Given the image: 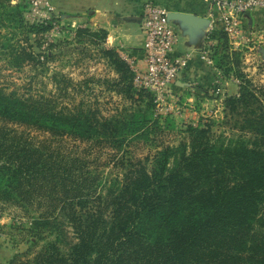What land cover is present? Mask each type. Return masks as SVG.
<instances>
[{"label":"trees","instance_id":"16d2710c","mask_svg":"<svg viewBox=\"0 0 264 264\" xmlns=\"http://www.w3.org/2000/svg\"><path fill=\"white\" fill-rule=\"evenodd\" d=\"M12 6L0 0V25ZM53 20L28 31H46ZM99 31L105 42L107 30ZM215 36L216 64L238 69L241 48L224 30ZM11 47L19 68L45 72L55 57L32 43ZM103 52L119 73L108 83L130 103L108 115L81 93L92 77L54 70L48 93L0 84V204L22 212L14 218L28 216L23 229L35 238L8 264H264V88L239 69L240 91L225 97L223 121L237 134L209 120L187 123L177 143L137 156L132 141L162 128L155 96L135 88L116 47ZM99 144L123 168L105 190L88 155Z\"/></svg>","mask_w":264,"mask_h":264},{"label":"rangeland","instance_id":"374dc122","mask_svg":"<svg viewBox=\"0 0 264 264\" xmlns=\"http://www.w3.org/2000/svg\"><path fill=\"white\" fill-rule=\"evenodd\" d=\"M12 2L17 7L6 8L8 15L0 25V84L16 88L20 92L48 93L53 88L48 75L56 70L70 74L76 80L92 77L88 86L81 89V93L86 95L90 104L99 107L106 115L130 105L120 86L115 87L108 83V79L117 77L119 73L103 52V48L109 45L104 43L100 27H90L86 22L82 25L62 22L55 14L45 17L30 0ZM50 19H54L50 22L54 27L39 34L28 31L32 23ZM86 27H90L91 31L84 30ZM262 29L261 40L255 38L250 46L241 48V63L238 69L226 72L224 67L216 64L220 53H214L212 66L217 71L214 78L220 76L221 82L215 83L213 80L211 86H208L201 82L187 81L182 92L173 91L172 95L156 108L155 115L162 128L149 132L147 137L133 140L128 146L129 151L134 155L144 156L154 152L160 142L177 143L184 135L181 130L187 123H204L209 120L215 123V130L224 131L229 135L237 134V130L231 126L223 125L224 99L227 95L239 93L243 78L237 73L239 69L254 85L264 88V27ZM16 43H32L37 51L43 54L52 53L55 57L48 59L45 72L30 65L19 68L14 65V61L19 57L11 52V45ZM231 45L233 47V44ZM218 83L221 88L219 93L215 88ZM80 97L79 94L78 98ZM76 144L80 148L87 146L80 141H76ZM90 151L88 155L92 159L91 166L100 175L99 187L105 190L118 178L123 168L109 160L114 153L110 146L99 144L93 146ZM2 206L3 204H0V264H8L17 252L27 250L30 240L35 238L29 239L27 231L23 229L28 226V216L14 218V214L22 215V212L12 206Z\"/></svg>","mask_w":264,"mask_h":264},{"label":"crops","instance_id":"0c3cea01","mask_svg":"<svg viewBox=\"0 0 264 264\" xmlns=\"http://www.w3.org/2000/svg\"><path fill=\"white\" fill-rule=\"evenodd\" d=\"M55 14L62 22L107 30L105 44L116 47L121 54L134 57L138 66L144 67L142 31L143 5L146 0H50ZM169 9L185 11L209 17L210 4L207 0H152ZM249 40L243 44L250 46L254 39L261 40L264 27V8L247 12L245 15ZM180 32L177 52H189L187 64L179 72L172 85V92H182L187 81L210 85L217 71L201 56V47L205 43L208 29H191L180 20L172 19ZM258 43V42H257ZM260 45V44H259ZM258 45V46H259Z\"/></svg>","mask_w":264,"mask_h":264},{"label":"built area","instance_id":"2783aa9c","mask_svg":"<svg viewBox=\"0 0 264 264\" xmlns=\"http://www.w3.org/2000/svg\"><path fill=\"white\" fill-rule=\"evenodd\" d=\"M34 7L45 17L52 14L50 0H30ZM210 4V23L205 35V43L201 47V56L209 64H214L212 53L217 38L215 32L219 29L227 32L231 43L236 48H243L249 40L245 15L256 9L264 8V0H207ZM169 9L152 0H146L143 5L142 31L144 34L143 55L144 67L138 66L134 57L123 55L132 66L135 88L146 87L155 96L157 107L167 97L172 95V85L179 72L187 64L190 53L177 52L180 32L168 17ZM219 77V78H218ZM221 82L217 76L215 83ZM220 83L216 92L219 93Z\"/></svg>","mask_w":264,"mask_h":264},{"label":"water","instance_id":"95a60500","mask_svg":"<svg viewBox=\"0 0 264 264\" xmlns=\"http://www.w3.org/2000/svg\"><path fill=\"white\" fill-rule=\"evenodd\" d=\"M168 17L170 19L180 20L184 25L190 27L191 29H200L202 27H207L211 20L207 16L176 10L169 11Z\"/></svg>","mask_w":264,"mask_h":264}]
</instances>
